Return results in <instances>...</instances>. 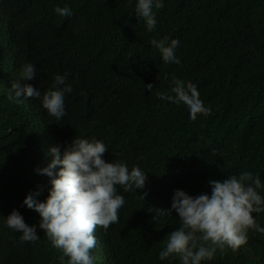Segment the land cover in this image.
<instances>
[{"label": "trees", "instance_id": "16d2710c", "mask_svg": "<svg viewBox=\"0 0 264 264\" xmlns=\"http://www.w3.org/2000/svg\"><path fill=\"white\" fill-rule=\"evenodd\" d=\"M162 3L149 32L135 15L136 0H0V264H61L62 252L23 199L36 191L37 200L47 198L49 177L35 169L48 164L47 149L63 152L74 137L102 140L106 161L138 166L148 177L136 192L119 189L127 201L119 223L107 232L97 227L100 264H180L179 257L159 259L168 235L180 227L177 213L153 220L155 209L171 208L174 190L211 195L209 180L243 170L264 183V0ZM66 5L71 16L55 11ZM165 36L179 41L180 65L166 64L152 47V39ZM25 63L35 66V79L19 77ZM56 74H67L73 88L61 120L47 113L41 98L8 100L13 81L42 96ZM173 76L196 84L210 115L192 121L182 103L157 98L156 91L171 94ZM88 97L99 106L102 129L84 131L77 111ZM13 208L40 239L21 242V233L6 227ZM252 215L264 227V212ZM201 264H264V234L249 231L237 251H217Z\"/></svg>", "mask_w": 264, "mask_h": 264}, {"label": "clouds", "instance_id": "9594fccd", "mask_svg": "<svg viewBox=\"0 0 264 264\" xmlns=\"http://www.w3.org/2000/svg\"><path fill=\"white\" fill-rule=\"evenodd\" d=\"M163 7L162 0H136L135 15L144 19L147 30L151 32L157 25L155 10ZM55 11L61 16L72 15L67 5L55 8ZM151 45L159 50L166 64H181L176 55L179 47L177 39L169 43L167 36L154 38ZM127 55L131 57L132 53ZM19 77L25 81L35 79V66L25 63ZM66 80L67 74H56L52 88L42 96L31 84L13 81L7 98L17 104L23 103V98H41L47 113L61 120L66 115L65 94L73 91ZM144 87L149 92L154 88L151 83ZM170 93L156 91L155 95L161 101L185 105L192 121L200 115L206 117L211 114V108L201 100L196 84L185 83L173 76ZM98 111L97 102L88 97L77 111L85 123L84 131L104 127L103 119L96 116ZM42 128L44 130L43 125ZM49 151L52 156L47 154L45 158L49 163L35 169L38 174L49 177L51 187L48 196L39 201L36 199L39 191L28 192L23 204L39 213V228L52 246L62 252L59 257L61 264H64L65 257L68 258L67 264H100L102 256L96 253L101 246L95 236L97 227L107 232L112 224L119 223L120 209L127 202L119 189L122 188L125 193L143 189L148 179L146 172L138 166L129 169L122 161H106L107 145L94 137H74L63 152L58 146H52ZM207 183L211 187V195L201 193L193 196L176 189L171 197L170 209H155L157 214L153 220L156 223L162 217H169L173 210L181 222L180 227L168 235L166 246L159 252L160 260L179 257L180 264H201L202 261L213 260L217 251L221 255L226 254L228 249L237 251L247 243L249 231L264 234V227L252 215L264 212V196L258 191L264 189V183L258 175L243 170L238 175L223 180L211 179ZM139 196L143 201V196ZM5 224L12 231L21 233V242L40 239L36 226L26 224L15 208L7 215ZM9 241L13 243L12 239Z\"/></svg>", "mask_w": 264, "mask_h": 264}, {"label": "rangeland", "instance_id": "374dc122", "mask_svg": "<svg viewBox=\"0 0 264 264\" xmlns=\"http://www.w3.org/2000/svg\"><path fill=\"white\" fill-rule=\"evenodd\" d=\"M42 137V136H41ZM42 139V138H41ZM47 144H49L50 146H51V143L50 142H46ZM47 150H49V149H47ZM45 152H46V150H45ZM48 154H50L51 155V152L49 151L48 152ZM49 163V162H48Z\"/></svg>", "mask_w": 264, "mask_h": 264}]
</instances>
